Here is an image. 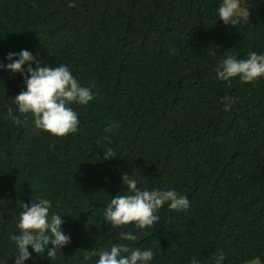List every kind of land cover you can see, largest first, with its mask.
<instances>
[{
	"label": "trees",
	"instance_id": "trees-1",
	"mask_svg": "<svg viewBox=\"0 0 264 264\" xmlns=\"http://www.w3.org/2000/svg\"><path fill=\"white\" fill-rule=\"evenodd\" d=\"M70 2L0 0V62L27 49L96 93L73 105L78 131L55 137L30 114L19 126L5 119L23 80L0 70V258L14 264L8 233L21 203L41 198L72 242L55 260L34 253L35 264H82L86 251L110 248L118 230L103 210L125 194L126 172L190 201L187 211L165 205L131 242L154 251L152 264H264V77L219 81L214 71L227 55L264 53V0H246L249 19L237 26L219 20L220 0Z\"/></svg>",
	"mask_w": 264,
	"mask_h": 264
},
{
	"label": "clouds",
	"instance_id": "clouds-1",
	"mask_svg": "<svg viewBox=\"0 0 264 264\" xmlns=\"http://www.w3.org/2000/svg\"><path fill=\"white\" fill-rule=\"evenodd\" d=\"M74 6L75 0H71L69 7ZM217 15L224 25L237 26L248 21L250 12L246 0H220ZM38 57L22 49L7 53L4 57L7 63L0 62V70L19 73L23 80V90L11 99L15 111L13 107H7L5 119L19 126L21 116L27 119L30 114L36 130L55 137L76 133L80 118L73 105L85 106L93 101L96 97L93 86H82L68 65L60 63L53 67L43 64ZM214 71L219 81H230V78L238 76L240 80L251 83L256 78L264 77V53L253 51L246 59L227 55ZM224 101V111L227 112L232 101L230 97H225ZM113 157L114 152L110 148L104 150V160ZM121 183L126 186L125 194L111 196L103 210V219L110 225V230H118L117 242L108 249L97 247L86 251L82 264H88L93 258H96L95 264H152L154 251L151 248L132 247L131 242L137 241L140 233L160 220L159 212L165 205L177 212L187 211L190 207L188 197L175 189L149 190L138 187L140 181L133 174L122 173ZM20 209L15 231L8 233V240L13 245L10 257H14V264H26L29 260L35 264L34 253L40 256L46 254L50 260H55L63 253L62 249L72 242L71 234L62 228L64 216L51 212L52 202L45 198L31 204L22 202ZM128 225L137 231L123 230V226ZM223 259L224 255L220 253L217 261ZM0 264H5L2 258ZM192 264H199V261L193 258ZM252 264L260 262L253 260Z\"/></svg>",
	"mask_w": 264,
	"mask_h": 264
},
{
	"label": "rangeland",
	"instance_id": "rangeland-1",
	"mask_svg": "<svg viewBox=\"0 0 264 264\" xmlns=\"http://www.w3.org/2000/svg\"><path fill=\"white\" fill-rule=\"evenodd\" d=\"M254 260H258V259H254ZM253 261V260H252ZM252 261H250V262H247V263H245V264H252ZM259 261V260H258ZM260 262V261H259ZM261 264V263H260Z\"/></svg>",
	"mask_w": 264,
	"mask_h": 264
}]
</instances>
